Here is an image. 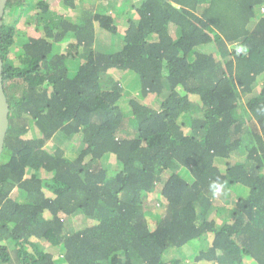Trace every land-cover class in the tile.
<instances>
[{
	"label": "trees",
	"instance_id": "1",
	"mask_svg": "<svg viewBox=\"0 0 264 264\" xmlns=\"http://www.w3.org/2000/svg\"><path fill=\"white\" fill-rule=\"evenodd\" d=\"M0 56V264H264V0H8Z\"/></svg>",
	"mask_w": 264,
	"mask_h": 264
},
{
	"label": "water",
	"instance_id": "2",
	"mask_svg": "<svg viewBox=\"0 0 264 264\" xmlns=\"http://www.w3.org/2000/svg\"><path fill=\"white\" fill-rule=\"evenodd\" d=\"M8 0H0V27L3 23L5 6ZM3 61L0 56V153L2 152L4 138L8 128L9 105L2 84Z\"/></svg>",
	"mask_w": 264,
	"mask_h": 264
},
{
	"label": "rangeland",
	"instance_id": "3",
	"mask_svg": "<svg viewBox=\"0 0 264 264\" xmlns=\"http://www.w3.org/2000/svg\"><path fill=\"white\" fill-rule=\"evenodd\" d=\"M33 132H34V130H33V126H32V123L30 122L29 123V130H28V133H27V135L28 136H32L33 135ZM217 198L219 199V201L221 200V201H223V196L221 195L220 196V194L219 193H217ZM185 249V248H184ZM185 252H186V250H185ZM179 255H181L180 253H178V251H172V252H170V256L171 257H174V258H178V259H181V261H180V264H192L191 262V258H190V256L188 255L187 257H184V258H182V256H179Z\"/></svg>",
	"mask_w": 264,
	"mask_h": 264
}]
</instances>
